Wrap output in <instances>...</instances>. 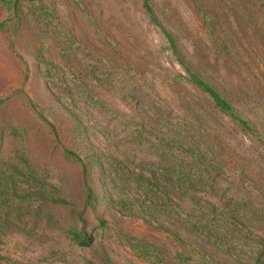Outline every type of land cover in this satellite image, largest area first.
<instances>
[{"label": "rangeland", "instance_id": "obj_1", "mask_svg": "<svg viewBox=\"0 0 264 264\" xmlns=\"http://www.w3.org/2000/svg\"><path fill=\"white\" fill-rule=\"evenodd\" d=\"M152 5L158 22L142 0H41L33 8L39 18L28 12L29 36L23 43L12 31H0V100H6L0 112V264H158L137 254L129 242L132 235L167 249L171 264L187 256L232 264L186 225L178 226L182 242L173 243L146 223L127 218L106 200V195L128 197L125 183L115 176L110 182L111 177L103 178L99 171L96 175L95 185L105 201L84 214L89 246L72 241L67 228L73 216L48 201L61 198L83 209L81 168L67 161L62 149L84 156L92 149L131 168L155 170L151 164L159 149L150 137L164 134L217 156L224 167L219 179L226 195H251L264 203V145L189 82L186 70L250 113L264 133V107L259 111L247 104L257 99L256 67L264 72V55L255 39L247 31L237 46L240 50L245 44L250 52L248 42H255L262 59L250 63L241 52L221 51L219 40L204 30L187 0H152ZM8 16L0 4V21ZM225 20L231 35L227 43L236 45L234 20ZM164 28L176 37L179 55ZM26 69L31 76L27 83ZM31 103L55 124L61 144ZM75 124L84 130L83 139L76 138ZM12 127L23 129V135L11 134ZM138 131L147 136L133 139ZM177 203L185 212L194 208L188 201ZM230 232L235 241L245 242L237 230Z\"/></svg>", "mask_w": 264, "mask_h": 264}, {"label": "trees", "instance_id": "obj_2", "mask_svg": "<svg viewBox=\"0 0 264 264\" xmlns=\"http://www.w3.org/2000/svg\"><path fill=\"white\" fill-rule=\"evenodd\" d=\"M142 1L152 19L158 22L152 0ZM187 1L199 17L204 30L210 32L209 34L214 39L219 40L221 51L235 52V55L241 52L246 55L250 63L262 59V56L258 55L259 51L255 48L257 46L264 55V4L262 0ZM40 3L41 0H0V4L8 9L9 14L7 18L0 21V31H12L13 35L21 36L23 43V38L29 36L27 34L29 29L27 23L30 20L28 12H31L35 19L39 18L38 10L34 12L33 8H37ZM228 17L233 19L236 25L234 28L235 35L232 33V37L237 40L234 41L237 42L236 45L227 43L231 36L225 27V19ZM229 30H231L230 26ZM163 31L171 49L176 55H179L176 37L165 28ZM247 31L251 32L254 41L257 43L255 46V42L249 41V45H247L248 48H251L250 52L256 54L253 55L255 59L251 58V53L244 47L245 44L240 47V50L237 49V46L242 43L239 41V37H246ZM68 44V47L72 49L73 42L68 41ZM180 62L185 67L182 60ZM38 64L41 62L39 61ZM186 70L189 82L210 95L222 113L236 122L244 132L252 134L264 145V133L251 118L250 113L235 105L227 95L193 70L190 68H186ZM257 73L260 75L257 76ZM30 77L29 70L26 69L24 82L27 83ZM254 78L258 81V88L257 85H254L258 90L255 93L257 99H249L247 104L261 111L264 107L261 103L264 102V72L259 66L256 67ZM5 104L6 100L1 99L0 112H2ZM31 104L40 120L45 122L51 130L56 142L61 144V136L55 124L47 119V116L35 103ZM248 108L252 114L256 113L254 109ZM11 130L13 135H23V129L12 127ZM74 131L77 139L84 138V130L76 124ZM138 132L132 135L133 139L147 136L144 131ZM150 140L159 149L157 159L153 160L151 164L157 167L155 170L142 167L131 168L117 159L104 157L92 149L88 150V154L85 156L72 149H62L63 157L81 168L85 191L83 209H80L75 203L61 198H50L48 201L52 205L66 208L73 216V222L67 228L72 241L83 246H89L92 242L87 238L83 229L87 225L84 214L87 210L96 211L105 201L95 185L96 175L99 171L103 178L111 177L110 182H113L112 176H115L125 183L126 187L124 188L128 197L119 200L106 195V200L125 211L127 218L146 223L155 230L162 232L173 243L182 242L181 229L179 230L178 226L180 224L181 226L186 225L188 231L195 238H200L206 245L228 257L227 259H230L232 264H264V237L262 236L264 234V203L258 201L259 199H254L251 195L241 197L226 195L219 179L222 177L224 167L218 157L208 149L199 145L190 147L177 138H170L164 134H159L155 138L150 137ZM39 189L46 192L44 185H41ZM177 200L193 203V210L190 212L183 211ZM176 221L178 222L177 226ZM221 223L225 227L221 226ZM230 228L237 230L245 238L243 244L235 241ZM132 236V241H129L131 242L130 245L139 256L153 260L158 264L172 263L167 249L160 247L154 241L145 240L141 236ZM242 257L246 259L245 262L240 259ZM176 264L214 263L205 259L195 260L193 257L187 256L183 260L180 259V262Z\"/></svg>", "mask_w": 264, "mask_h": 264}]
</instances>
